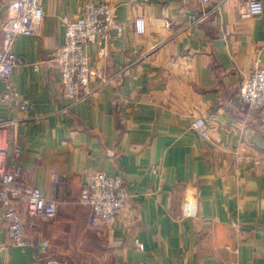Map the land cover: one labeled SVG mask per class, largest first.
I'll use <instances>...</instances> for the list:
<instances>
[{
  "label": "crops",
  "instance_id": "obj_1",
  "mask_svg": "<svg viewBox=\"0 0 264 264\" xmlns=\"http://www.w3.org/2000/svg\"><path fill=\"white\" fill-rule=\"evenodd\" d=\"M14 0H0L2 23ZM110 2L123 24L106 53L90 45L96 79L86 101L62 112L60 73L51 61L65 42V15L84 4ZM264 4V0H261ZM248 0L214 6L183 0H41L39 37L20 35L14 52L24 64L12 84L29 99L27 112L0 107L9 148L32 186L58 202L56 218L31 219L20 204L25 233L47 246H16L0 210V264H264V130L259 115L237 98L250 67H264V11L243 18ZM146 21L136 33L135 19ZM38 67H35V65ZM3 87V84H1ZM231 100H233L231 102ZM204 118L209 138L194 128ZM248 159L241 165L236 155ZM252 158L261 164L254 165ZM120 175L132 198L109 229L92 227L79 203L91 172ZM58 176L54 181L53 174Z\"/></svg>",
  "mask_w": 264,
  "mask_h": 264
},
{
  "label": "built area",
  "instance_id": "obj_2",
  "mask_svg": "<svg viewBox=\"0 0 264 264\" xmlns=\"http://www.w3.org/2000/svg\"><path fill=\"white\" fill-rule=\"evenodd\" d=\"M183 1H196L203 6H214L192 19L193 23L198 24L207 19L220 0ZM263 11L264 4L261 0H248L241 15L243 18L254 17L261 15ZM44 16L41 0H14L9 7L1 27L3 42L0 48V107L7 106L20 112H27L30 108L29 99L24 98L12 84L14 70L24 64L23 58L17 55L13 48L20 35L41 36ZM61 22L65 27V42L56 48L51 61L55 62L60 73L64 98L62 112L67 113L77 103L87 100L94 89L90 87L94 80L99 81L95 90L114 81V76L91 65L87 48L96 44L99 45L101 54L106 53L115 37L114 31L120 33L123 24L110 3L92 1L84 4L79 16L72 18L65 15ZM134 28L137 34H145V19H135ZM236 96L248 111L258 113L259 125L264 129V67L260 60L252 64ZM9 124L11 121H0V210L9 224L13 244L20 247L32 246L36 258L47 245L44 242L33 244L25 233L20 204L25 205L27 215L32 220L30 226H34L37 219L48 221L56 218L58 202L50 199L41 188L28 183L20 162L21 150H11L4 139L3 132ZM193 126L202 137L209 138V129L204 118L196 120ZM247 159L244 155H236L238 165ZM252 163L259 166L261 161L252 158ZM53 177L57 182L58 176L54 173ZM131 198L132 194L120 175L111 176L98 171L87 175L79 203L91 208L92 227L101 230L109 229L117 221ZM40 264L70 263L65 258H51Z\"/></svg>",
  "mask_w": 264,
  "mask_h": 264
},
{
  "label": "rangeland",
  "instance_id": "obj_3",
  "mask_svg": "<svg viewBox=\"0 0 264 264\" xmlns=\"http://www.w3.org/2000/svg\"><path fill=\"white\" fill-rule=\"evenodd\" d=\"M108 3H110V2H108ZM111 4V3H110ZM112 5V4H111ZM113 6V5H112ZM114 7V6H113ZM114 10H115V13H116V9H115V7H114ZM117 15V14H116ZM118 18V17H117ZM261 128V127H260ZM262 129V128H261ZM262 130H264V129H262Z\"/></svg>",
  "mask_w": 264,
  "mask_h": 264
}]
</instances>
